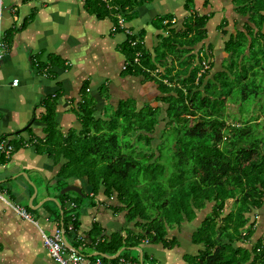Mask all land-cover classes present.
<instances>
[{
  "label": "trees",
  "instance_id": "16d2710c",
  "mask_svg": "<svg viewBox=\"0 0 264 264\" xmlns=\"http://www.w3.org/2000/svg\"><path fill=\"white\" fill-rule=\"evenodd\" d=\"M150 1L85 0L86 8L97 18H111L116 27L114 32L126 35L120 45L126 57L121 74L142 76L158 83L160 95L156 101L166 106L147 101L138 106L134 97L120 99L115 106L109 101V87L102 84L99 96L106 106L101 113L99 96L90 92L87 80L82 87V99L74 108L79 126L65 131L56 118L57 98L44 99L46 112L40 118L45 133L42 143L47 147L43 151L57 166L55 178L64 212L58 218L66 236L79 251L85 245L115 255L125 246L118 257L103 259L118 264L124 257L140 263L139 257L129 255V247L148 240L172 248L178 244V238L170 237V231L190 224L210 205L211 209L192 233V244L198 250L184 256L186 261L189 259L187 264H264V237L252 240L258 229L255 215L264 204V144L256 142V132L249 127L253 125H247L252 122L262 130L264 124L261 126L256 115L244 119L242 127L226 121L228 101L244 105L263 89L262 81L259 83L253 76L263 72L255 68L264 66V46L257 47L260 42L264 44V37L261 39L256 34L249 41H240L239 35H234L226 40L224 48L231 52V62L227 70L212 73L211 44L196 49L208 37L210 17L192 12L179 27L172 14L159 16L153 21L160 31L158 41L151 49L145 46V31L136 32L128 25L136 7ZM260 2L250 3L248 11L244 5L240 8L261 15ZM118 15L125 18L126 28L119 26ZM224 27L223 23L218 26L225 32ZM247 30L251 34L252 28L248 26ZM136 39L138 43L133 45ZM246 46L255 54V60L250 65L238 66L235 53L240 55ZM154 72L160 73L159 77ZM238 74L247 79L240 80ZM108 105L114 106L110 114ZM161 123L166 124L162 134L173 135L177 145L171 146L167 156L160 148L158 155L151 151L135 157L137 146L131 143L133 136L151 146L155 138L152 134ZM127 135H130L127 142L130 152L122 148L126 144L121 142V136ZM10 157L1 155L0 165ZM169 161L174 170L168 168ZM75 181L79 183L74 184ZM69 184L80 186L82 193H60ZM100 194L116 199V204L111 206L113 211L125 212L126 220L134 224L100 237L103 228L95 222L88 244L84 237L78 236L81 222L76 212L85 198L96 199ZM230 199L233 205L225 212ZM67 202L72 207H64ZM27 211L35 212L31 207ZM146 259L143 250V261Z\"/></svg>",
  "mask_w": 264,
  "mask_h": 264
},
{
  "label": "crops",
  "instance_id": "0c3cea01",
  "mask_svg": "<svg viewBox=\"0 0 264 264\" xmlns=\"http://www.w3.org/2000/svg\"><path fill=\"white\" fill-rule=\"evenodd\" d=\"M253 1L152 0L136 7L128 25L136 32L144 30L145 46L153 49L154 36L158 37L160 32L154 27L153 21L159 16L172 14V19L179 27L192 12L209 16L206 39L209 40L208 45L212 46L211 55L214 56L218 49L215 42L219 34L222 41H225L242 32L248 35L249 41L252 39L247 30L249 26L263 39L264 0H260L259 5L263 4V8L255 20V26L250 22L253 10L244 12L240 8L244 5L247 11L250 10L249 5ZM173 10L176 14L172 13ZM221 23L225 26V32L218 28ZM0 38L6 44L5 53L0 59V132L15 146L9 161L0 165V264L8 261L10 264H55L43 241L44 229L51 231L50 236L59 234L61 239L63 231L64 236L66 233L61 218H58V214L62 217L64 212L58 196V178H55L57 166L48 153L43 151L47 148L42 143L45 133L40 122L46 112L43 101L48 97L57 98L56 118L66 131L79 126L74 108L82 99L81 91L85 81H90V92L96 96H99L100 86L106 84L109 87V101L118 97V103L120 99L137 97L121 84L126 81V87L135 90L132 78L139 76L121 74L126 57L120 45L126 35L114 32L111 18H97L86 8L85 0H0ZM149 38L152 40L151 46ZM245 49L249 50L248 46ZM223 52L231 53L225 48ZM225 56L218 69L214 64L212 73L228 69L229 65L226 64L231 62V55L227 59ZM263 67L258 66L255 70L262 69L264 72ZM15 78L19 79L17 85L13 84ZM262 87L260 93L253 97L254 102L260 106L264 104V85ZM237 104L242 105L240 102ZM263 109H259L262 115ZM30 122L32 124L28 126ZM25 127L30 129L25 130ZM1 155L6 156L3 153ZM51 198L58 201L61 211L57 202ZM20 199L30 205H19L16 201ZM85 199L76 213L81 222L78 236L84 237L86 243H91L90 236H93L92 227L95 222L103 228L100 237H107L129 227L125 215L115 213L111 208L116 204V199H107L101 194L96 199ZM15 206L26 211L28 207L35 210L33 213L27 211L32 223L20 225L19 221L24 219L17 214L20 212ZM65 206L72 207L68 202ZM185 232L179 228L170 231V237L175 235L178 238L179 245L176 247L167 248L163 244L146 241L140 247L142 250L146 247L144 251L152 264H165L169 255L173 258L177 256L178 261H168L167 264H187L184 256L195 254L198 246L192 244L193 232ZM66 239L73 246L70 237L66 236ZM67 246L73 249L69 244ZM123 247L124 250L127 248ZM129 248L139 252L137 256L130 253L131 257H139L140 262L146 264L140 250ZM81 252L92 255L97 250L90 246L89 250ZM158 257L160 259L156 260ZM80 264L96 263L94 258L89 257Z\"/></svg>",
  "mask_w": 264,
  "mask_h": 264
},
{
  "label": "rangeland",
  "instance_id": "374dc122",
  "mask_svg": "<svg viewBox=\"0 0 264 264\" xmlns=\"http://www.w3.org/2000/svg\"><path fill=\"white\" fill-rule=\"evenodd\" d=\"M164 13H166V12H164ZM172 13H175L176 14L175 10H173ZM250 17H251L250 22L251 23H254V25H252V26H255V24H256L255 23V20H257L259 18V15L252 13ZM253 31L254 30L252 29L251 35H253L254 38H255L257 31L256 32H253ZM219 36H220L219 39H217L216 42H215V44L217 43V45H218L217 46L218 49H216V51H215V55H217V56L214 55L213 58H212L213 63L215 64V68L216 69H218L221 66V62H222V60L224 59V56H225L224 54H226V53L223 52V49H224L223 47H225V41L226 40L225 41L224 40L222 41L220 34H219ZM152 39H153V35H152ZM238 39L240 41H246V39H248V35L241 32L239 34V36H238ZM151 41H152L151 38H149V42H150L149 46H151ZM157 41H158L157 37L155 38V36H154V40L152 41V43H153L154 46L157 44ZM208 43H209V40L205 39L204 42H200L197 45L196 49L197 48H200L203 44L206 45ZM258 45L264 46L263 42H260V43L257 44V47L259 48ZM235 54H236L235 55V58L238 59V65L239 66L240 65H246V63H247V65H250L252 63V60H255V54H253L252 51H249L247 49H245L244 52L241 53L240 55H239V53H235ZM230 55H231V53H227L226 56H225V58L226 59L229 58ZM262 56H263V54H262ZM207 64H208V62H207ZM226 65L228 66L229 64H226ZM123 68H124V66H123ZM221 69L222 68H220V70ZM262 73H257L253 77L258 82L259 81H262V83L261 82H259V83H261L262 85H264V72H262ZM154 74H155V72H154ZM159 74L160 73H156L155 76L159 77ZM238 77H239L240 80L247 79V78H245V76H241L239 74H238ZM132 80H133V83H134V86H135V90H132L131 88L126 87V81H124V79H123V81H124L123 83L124 84H121V85L123 87H125L124 89L125 90H128L130 94L137 96L136 98H137V101H138L137 102L138 106H142V103L144 101L145 102L146 101L147 102H150V103H152L155 106H163V108L166 106L165 103H162L160 101H156V97L158 95H160V91L158 89V83H156L154 81L146 80L142 76H139V77H137L135 79L132 78ZM116 82H118V79H116ZM140 82H142V83H140ZM122 95L123 94H120V96H122ZM116 98H118V97H116ZM116 98H114L113 100H111V103L114 104L115 106L117 105ZM99 99H100L99 100L100 103L98 104L99 105L98 106V109L100 110L101 113H104V111H105L104 107L106 106L105 100H103V98H100V96H99ZM254 99L255 98L249 99L248 100V103H245L244 105H238L237 104L238 101H229L228 102V105H227V109H226V121H227V123L228 124H233V125L235 124V125H238L239 127H242L243 124H244V119L246 120V119H248L250 117V115L254 114V115L258 116V118H259L258 121L260 123H262L261 126H263V124H264V116L263 115L264 114L262 115V113L260 112L259 109L260 108H263L264 106L257 105V103L254 102ZM113 109H114V106L113 105H108L109 114L113 112ZM165 125H166L165 123H161L160 125H158L157 130L152 134V136L155 137V138L153 139V142H152V145L151 146L146 145L144 142H138L137 141L138 140L137 139V136H133V138L131 140V143L133 145L137 146V150L135 152L136 153L135 154V157L139 156V154L141 152H148V153H150L151 151L157 152V155H158L159 153H158L157 149H160V148L163 149L164 154L166 156H167V154H170V152H171V150H170L171 146L177 145V142H175V143L173 142V140H174V136L173 135L164 136L162 134V130L165 128ZM247 125H253V126H249V127H252V129L256 132V133H254V137L257 140L256 142L263 143L264 144V128L262 130H259L258 128H256V125H254V123H252V122L249 123V124H247ZM129 140H130V135L121 136V142L124 143V144H126L125 146L122 147L124 151L125 150H128L130 152V150L127 148V142ZM164 141H165V143H164ZM169 143H172V145H170ZM162 159H163L162 162L165 163L166 162V159H165L164 156H163ZM168 168L174 170V166L172 165V162L171 161H169V167ZM97 169H99V168H97ZM85 200L87 201L88 198H86ZM16 202H18L19 205H24L26 207L28 205H30L27 201L22 200V199L17 200ZM57 204L59 206V203L58 202H57ZM231 205H233V200L232 199L228 200L227 207L225 209V212H227L230 209ZM15 208L18 210V207L17 206H15ZM20 209L18 210L20 212V214L19 213H17V214L20 215L21 218H23L24 220H26V221L20 220L19 221L20 225H25L26 226V225L32 223L30 214L27 213V216H26L23 213V211H22L23 208L21 210ZM59 209L61 211L60 206H59ZM210 209H211V207L209 205L207 208L201 210L200 213H199L198 218H196L194 221H191L190 224L189 223L185 224L181 229L182 230L184 229L185 231H187V232H185L186 234L187 233L194 232L195 227L200 223V221L202 220V218L205 216V214ZM120 214L121 215H125V212H122ZM255 218H256L257 223H258V226H257L258 229L256 231V234L252 238L253 241H256V239L258 237H261V236L264 237V204L258 210L257 214L255 215ZM133 224H134V222L129 223L127 221V225L128 226H132ZM44 230H45L44 232H45L46 235H52V233H51L50 230H48L46 228ZM143 244H142V246H143ZM248 244L249 243H246L247 246H248ZM178 245L179 244H177L176 246H178ZM180 246H181V244H180ZM189 246H190V244H189ZM192 246L194 248V245H192ZM89 247L90 246H87V247L82 246V250H84V251L89 250ZM145 248L146 247L144 246V250H145ZM127 252L129 253L130 256H131V254L133 256L139 255V252L136 251V250H128ZM190 254H194V253H190ZM158 259H160V258L158 257L156 260H158ZM176 259L178 261V257L177 256H174V258H173V257H171V255H169L168 258H167V260H165V264H167L168 261L169 262H172V260H176ZM184 261H185V263H188L187 261H189V259L187 258V261H186V259L184 258ZM10 263H11L10 261L6 262V264H10ZM145 263L146 264H150V263L152 264V261H151L150 258H148V259L145 260Z\"/></svg>",
  "mask_w": 264,
  "mask_h": 264
},
{
  "label": "built area",
  "instance_id": "2783aa9c",
  "mask_svg": "<svg viewBox=\"0 0 264 264\" xmlns=\"http://www.w3.org/2000/svg\"><path fill=\"white\" fill-rule=\"evenodd\" d=\"M104 1H107L109 3L111 0H104ZM118 18H119V21H118L119 26L121 27L127 26L126 20L124 17H122L121 15H118ZM115 28L116 27L114 26V29ZM139 42H143V41H141L140 39ZM137 43H138V39L132 41L133 45H136ZM5 48H6V44L0 38V59L3 57L5 53ZM18 83H19V79L15 78L13 80V84L17 85ZM13 150H14L13 144L8 142V140L0 132V153H3L8 157L13 153ZM19 209L20 208L18 207V210ZM22 211L27 216L26 210L23 209ZM70 229L73 230V227L70 226ZM58 236L60 235L58 234ZM58 236H50V235L44 234V237H43L44 244L47 246L50 256L53 258L55 264H80L89 259L90 255L80 252L76 248L69 249L66 242H64V240L59 238ZM145 241L148 242V240H145ZM94 256H95L94 262L96 264H114L111 260H104L103 258L105 256L103 255H94ZM109 259H112V258H109ZM118 264H141V262L140 263L132 262L124 257H121L119 259Z\"/></svg>",
  "mask_w": 264,
  "mask_h": 264
},
{
  "label": "water",
  "instance_id": "95a60500",
  "mask_svg": "<svg viewBox=\"0 0 264 264\" xmlns=\"http://www.w3.org/2000/svg\"><path fill=\"white\" fill-rule=\"evenodd\" d=\"M31 122L28 124V126H31ZM26 128V127H25ZM24 128V129H25ZM23 131V130H22ZM68 191H75V192H77V193H82V190H81V188L79 187V186H77V185H68V186H66L61 192L62 193H66V192H68ZM51 199H54L55 201H57L55 198H51ZM58 202V201H57ZM63 240H64V242H66V244H69V246H71V244H70V242L66 239V236H64V231H63ZM72 248H75V247H73V246H71ZM133 249H137V250H140L141 251V255L143 254V250H142V247H137V246H134V247H132ZM122 250H124V247L122 248V249H120L115 255H109V254H107V253H104V252H101V251H97V252H95L94 254H92V255H103V256H105V257H107V258H116V257H118L120 254H121V252H122ZM141 264H143V262L141 263Z\"/></svg>",
  "mask_w": 264,
  "mask_h": 264
}]
</instances>
